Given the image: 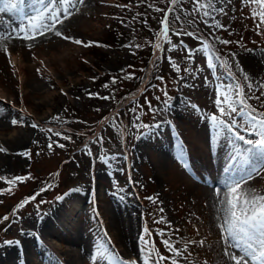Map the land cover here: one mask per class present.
I'll return each mask as SVG.
<instances>
[{
  "label": "rangeland",
  "instance_id": "obj_1",
  "mask_svg": "<svg viewBox=\"0 0 264 264\" xmlns=\"http://www.w3.org/2000/svg\"><path fill=\"white\" fill-rule=\"evenodd\" d=\"M215 7L223 8V12H213L215 22L223 28L215 27L210 17L193 12L191 0H177L174 7L167 0H90L81 7L85 22L61 32L72 39L58 36L57 41L68 43L69 49L63 48L65 53L61 54L52 51L58 59L45 69L44 64H37L39 71L32 69L27 81L19 75L13 56L0 57V109L8 119L0 128V249L20 245L26 233L39 244L33 229L45 219L52 231L68 238L79 232L82 241L89 244L90 257L77 264H120L116 253L122 247L117 241L112 244L100 225L107 222L117 203H123L133 212L135 222V256L129 264H143L147 258L144 240L150 242L148 251L154 259L168 257L160 264H172L173 259L178 264H192L197 254L206 259V250L188 244L193 236L204 235L200 211L205 201L195 202L199 214L185 219L184 207L176 204L179 196L165 191L174 173L167 175L163 169L155 175L153 167L156 159L164 160L165 143L178 138L177 128L188 137L208 132L203 138L205 146L215 135L228 136L227 143L239 141L227 131L218 132L211 120L213 114L219 116L216 101L226 85L232 86V92L239 83L245 96H259V100L247 103L264 113V89L258 90L264 84V27L257 29L259 20L251 15L257 6L242 0H216ZM165 15L170 21L167 37L159 35ZM175 16L180 19L173 23ZM181 27L216 50L221 59L215 69H209L204 52L196 51L192 59L186 58L188 49H200L202 44L194 36L173 34ZM76 37L83 43L73 42ZM222 40L232 43L225 45ZM51 45L35 44L32 54L52 55ZM223 119L242 124L246 117L237 113ZM13 120L18 123L13 124ZM238 131L257 139L242 127ZM18 135L23 137L19 145L13 138ZM174 154L172 167L185 171L191 166L187 153L188 162L180 160L182 154ZM233 182L231 177L225 179L227 184ZM207 185L202 186L217 187L215 183ZM4 216L9 219L3 220ZM165 240L181 255L169 251ZM47 242L56 248L73 247L58 237L49 236ZM100 251H104L103 257ZM57 253L61 254V249ZM57 259L42 243L33 264L64 263Z\"/></svg>",
  "mask_w": 264,
  "mask_h": 264
},
{
  "label": "bare ground",
  "instance_id": "obj_2",
  "mask_svg": "<svg viewBox=\"0 0 264 264\" xmlns=\"http://www.w3.org/2000/svg\"><path fill=\"white\" fill-rule=\"evenodd\" d=\"M88 2H90V0H83V3L79 4L77 9L73 10V14L69 18L63 20L61 24L57 25V30L62 32L72 26L76 27L82 25L85 21H83L84 11L81 9V7ZM0 7H3V4H1ZM41 8L42 5L38 3V0H24L23 3L18 5L17 10L0 13V21H10L11 27L13 28L22 27L28 23L27 18L29 16H36L37 11ZM39 26L40 21L38 20L35 24V27L39 28ZM57 40L58 36L54 35L53 32H47L45 35H37L35 39H21L12 37L5 39L0 37V57L5 59V57L8 58L9 56H13L14 60L17 61L16 65L18 67L17 71L19 75L23 74L25 76L24 81H27L26 78H28V75L32 69L36 72L39 71V68L36 66L37 64H44L42 66H44L45 69V67L49 66L52 61L58 59L57 53L52 51H57L59 54H61L64 49H69L68 43ZM53 41L56 43L55 45H51V42ZM41 43L51 45L49 47V53L52 55L44 53L43 55H46V58H43V55H41L42 53L39 55L32 54V48L34 45ZM25 52L27 53V56L24 55ZM60 58H65L67 60V58L64 56H61ZM14 60H10L9 62L15 64ZM16 65H14L15 68ZM12 76L13 74L10 75V77ZM0 100H2L1 96ZM165 121L168 120L165 119ZM7 123L8 119L0 109V128L2 129L5 127ZM177 131L178 138L170 143H165L164 160L162 158L156 159L153 169L155 175L159 174L163 169L167 175H171L172 172L174 173L171 179L172 183H170V185L168 184L169 186H165V191H170L173 196H179L176 204L184 207L185 219L191 220L192 217H194L197 213L199 214V211H197V208L194 206V204H196L195 202L198 201L199 203H202L201 201H205L204 206L201 205L202 209L200 211L202 215L201 219L204 221L202 224V231L204 232V235H202V240H204V243L201 244L200 238L202 237L200 236L197 238L196 235L195 237L193 236L188 244L197 249L202 248L203 251L206 250L204 251V253L206 252V259L202 260V255L197 254V257L196 259H193L192 264H205V262H207V264H234V262L229 260L228 256L224 255V245L221 238L222 230L219 227V224L223 222L224 208V205L221 204L220 201L225 200L226 194L229 193V184L225 183V179L231 177L232 181H236L241 180V177H244L247 180V183H243L242 191L254 189L256 192L264 194V171H260L259 173L254 172V169L261 168V163L255 160H248L243 156L235 155L237 148L242 150L243 148H246L247 145H244L241 141H238L234 144L227 143L225 141L226 139L228 140V136H225L224 134L223 135L225 137L222 135H215L212 136L211 139L208 138L209 142H207V145L205 146L203 145V138L208 137V132L206 134L205 132H201L196 136L191 135L188 137L184 135L183 132L179 131L178 128ZM13 138H15V144L19 145L18 140L23 137L18 135ZM248 138H250V136ZM174 153L182 154L183 156H181L180 160L188 162L185 156L187 153L190 156L189 159H191V166L189 167L187 165L185 171L177 170L176 168L172 167L171 155ZM179 154H177L175 158L179 157ZM1 158L2 157H0V159ZM2 164L3 161L0 160V170L3 168L1 166ZM250 173H252L251 176L249 175ZM202 183L204 185L206 184V186H208L207 184L211 185L212 183H215L217 187H214L215 189H209L208 187L202 186ZM172 187H176V189L172 190ZM180 199H183L184 202L181 203ZM134 224L135 222L133 212L124 206L123 203H117L116 207H113L110 210V216L107 222L103 223V225H100L102 232L110 237L111 243L117 241L122 247V251L116 253L117 257L128 262L130 261V257L135 254V248L133 245V232L135 228ZM111 228L114 231H111L112 233H110ZM33 230L35 234L34 236L39 241V244L34 242L31 234H24L21 238L20 245H16L15 247L4 246L2 249H0V264H33V256L41 249L42 243H44V246L48 247L49 252L58 258L57 260L59 263L64 261L63 264H77L78 261H86V259L90 257L91 247H89V244L82 241V235L79 232L74 234L71 238H68L63 234L52 231L48 221L45 219L35 223ZM49 236H52V238L58 237L62 241L66 240L67 242H70L73 247L69 249H66L63 246L56 248V246L52 245V243L50 244L47 242V238ZM191 241H196V243L193 244ZM188 247L190 246L188 245ZM60 249L62 252L61 254L57 253V251ZM230 251L235 252L236 255H240L239 250L230 249Z\"/></svg>",
  "mask_w": 264,
  "mask_h": 264
},
{
  "label": "snow or ice",
  "instance_id": "obj_3",
  "mask_svg": "<svg viewBox=\"0 0 264 264\" xmlns=\"http://www.w3.org/2000/svg\"><path fill=\"white\" fill-rule=\"evenodd\" d=\"M23 2L24 0H0V4H3V7H0V13L17 10L18 5ZM167 2L174 7L177 0H167ZM191 2L193 4V12L202 13L204 17H210L214 22L215 17L213 16V12H223V8L216 9V0H191ZM242 2L247 5L257 6V10L251 14L252 18L259 20V23L256 25L257 29L264 27V0H242ZM38 3L42 5V8L37 11L36 16H29L27 18L28 23L22 27L13 28L11 27L10 21H0V37L5 39L8 37L35 39L37 35H45L47 32H53L54 35L61 36L65 40L72 39L58 31L57 25L69 18L73 14V10L77 9L78 5L83 3V0H38ZM158 11L165 10L158 9ZM179 19V16H175L173 23ZM38 20L40 21V26L36 28L35 24ZM160 23L161 32L159 35L167 37L170 30L169 16L165 15L162 17ZM215 27L223 28L224 26L215 22ZM173 34L194 36L201 42L202 47L200 49L187 50V59H192L196 51H201L206 53V61L209 69H215L217 67L216 61H219L221 57L216 54L214 48H211L207 40L201 39L195 33L184 32L182 27L179 30H175ZM74 42L76 44L83 43L79 39L74 40ZM220 42L225 45L232 43L229 40H222ZM168 43H171L170 39H168ZM176 47L178 46L172 45V48ZM209 49L211 50L209 51ZM232 55L234 56L235 54ZM169 60L173 63L176 71L179 72V66L172 61L171 57H169ZM223 66L227 67L226 63ZM244 80L249 81L247 87L251 89L252 83L247 74L244 75ZM231 88V85H226L221 90L220 98L216 101L219 106V116L213 114L211 120L217 126L218 132L227 131L234 140H239L244 145H247L242 150L237 148L235 155L243 156L248 160L259 161L261 168L254 169L255 173H259L260 171H264V113L257 112L256 109L247 103V100L253 98L259 100L260 97L245 96L244 87L239 83L235 85L234 91L230 92L229 89ZM260 89H264V84L260 85L258 90ZM89 95L92 94L89 93ZM165 95L167 96V92H165ZM104 99H108V97H104ZM237 105L239 106V112ZM237 113L242 118L246 117L242 124L235 119H232L230 122L223 119L225 116H234ZM12 123L17 124L18 121L13 120ZM241 127L244 131L256 136L257 139L253 140L241 135L240 131H238ZM58 146L63 147V145ZM51 147L52 145L49 144V148ZM249 175L251 176L252 173ZM15 179L23 178L16 177ZM243 183H247V180L241 177V180H236L229 184V193L226 194L225 200L220 201L224 205L223 222L219 224L222 230L221 238L224 245V255L228 256L229 260L234 262V264H264V194L258 193L254 189L242 191ZM119 191H123V189H119ZM30 199H34V197ZM147 199L152 200L153 203L156 202L153 197H147ZM160 211L162 212L163 209L161 208ZM2 219L8 220L9 217L4 216ZM145 232H147V229H145ZM160 234L163 235L162 232ZM6 243H12V241H6ZM149 243L148 240H144V251L147 253V258L143 261V264H160L161 261L168 259V257L164 256H158L154 259L153 253L148 251ZM164 243L169 251L173 252L176 256L181 254L179 249L172 245L170 241L165 240ZM191 243L195 244L196 241H191ZM200 243L203 244V241H200ZM230 249L239 250L240 255H236ZM99 254L101 257L105 255L104 251H100ZM120 264H129V262L121 260ZM131 264H135V261L131 262ZM172 264H178V262L173 259Z\"/></svg>",
  "mask_w": 264,
  "mask_h": 264
},
{
  "label": "trees",
  "instance_id": "obj_4",
  "mask_svg": "<svg viewBox=\"0 0 264 264\" xmlns=\"http://www.w3.org/2000/svg\"><path fill=\"white\" fill-rule=\"evenodd\" d=\"M7 193H9V192H7Z\"/></svg>",
  "mask_w": 264,
  "mask_h": 264
}]
</instances>
